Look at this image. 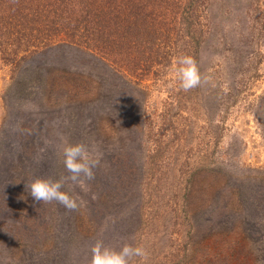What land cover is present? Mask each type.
Segmentation results:
<instances>
[{
    "label": "trees",
    "instance_id": "1",
    "mask_svg": "<svg viewBox=\"0 0 264 264\" xmlns=\"http://www.w3.org/2000/svg\"><path fill=\"white\" fill-rule=\"evenodd\" d=\"M212 2L0 0L3 61L25 67L36 58L44 65L50 54H76L82 65L95 71L85 77L79 74L70 77L63 71L52 75L50 71V78L45 80L47 84H43L48 86L45 91L60 97L61 101L65 97L76 99L77 104L90 101L89 112H103L96 118L99 129L105 120L109 121V117L102 115L104 112H112L108 114L115 120L123 119L127 126L119 143L100 159L94 169V179L87 181L84 193L94 199L86 209L69 211L57 201L45 204L25 195L26 209L21 216L17 213L21 191L14 187L9 197L0 196V264H78L70 244L78 234V226H71L73 221H77L78 216L81 221L89 220L90 226L86 229L96 234L101 217H108L107 210L119 212L136 192L147 194L150 179L156 173L168 178L175 174L180 179L183 176L189 199L193 188H200L201 181L211 175L215 182L222 183L215 208L218 216H233L226 207L232 203L231 193L235 191L239 211L234 218L243 221L242 229L249 221L258 225L257 231L263 237L259 241L262 245L251 244L248 250L242 247L237 254L242 256L243 252L248 264H264V168L231 167L228 158L217 156L230 110L264 80V43L256 38L255 47L251 46L250 31L255 26L260 27V32L264 31V1L244 0V7L236 6L239 11L232 21L224 18L215 21L211 17ZM220 9H224L225 14L231 10L225 3ZM208 40L214 43V55L204 61V46ZM181 55L195 59L202 83L189 91L178 86L179 98L167 103V110L169 106L178 112L171 119L175 122L167 125V133L155 131V124L144 114L149 87L166 73L171 75L169 81L179 84L173 69ZM27 70H24L23 80L30 84L32 75ZM45 70L38 65L34 75L40 74L43 78ZM104 79L111 85L106 86ZM109 100L112 104L107 111ZM247 106L254 112L264 139V89ZM68 116L67 122L71 117ZM38 132L31 119L19 122L13 136L16 140H12L17 141L18 148L6 134L0 139V157L9 147L15 155L23 154L26 158L34 155ZM234 140L241 142L235 133L230 136V142ZM63 160L62 152L55 155L51 163L45 160L44 171L51 172L47 175L53 180L69 175ZM100 175L110 180L102 183L98 179ZM245 179L250 183L247 189L240 186ZM76 188L81 191L71 181H66L63 190L79 197L80 191ZM248 190L250 192L245 194ZM222 192L229 195L222 197ZM184 204L182 201L180 207ZM80 213H84L83 216ZM234 218L229 229L233 227ZM113 220L112 225L117 218ZM146 221L140 216L137 224L140 226ZM55 248L57 252L50 254L49 250ZM90 261L91 258L87 259L85 264Z\"/></svg>",
    "mask_w": 264,
    "mask_h": 264
},
{
    "label": "rangeland",
    "instance_id": "2",
    "mask_svg": "<svg viewBox=\"0 0 264 264\" xmlns=\"http://www.w3.org/2000/svg\"><path fill=\"white\" fill-rule=\"evenodd\" d=\"M212 1L213 15L211 17L215 21L223 18L232 21L239 11L237 7L245 6L244 0ZM223 3L229 7V10L231 9L227 14L222 12L224 9H220ZM250 31L252 33L251 46H254L256 38L264 43L262 39L264 31L260 32L259 26H255ZM213 44L210 40L206 42L204 61L210 60L214 55ZM65 54H50L44 65L40 58H36L29 66L25 64V67H18L3 61L0 49V139L8 134V139L13 138L11 142L18 148L17 141L12 140H16L13 136L19 128V122L22 123L23 120L30 121L31 119L32 124L39 130L36 142L37 152L34 155L27 158L23 154L15 155L13 149L9 147L0 157V196L9 197L14 187L18 192L21 191L22 196L17 198L20 204L17 213L21 216L24 215L26 209V202H23L25 195L31 196L26 185L36 177L53 180L47 175L51 172L44 171L43 165L45 160L51 163L55 155L59 156V152H62V138L73 143L80 142L90 147L94 146L96 153L102 155L101 158L104 159L127 132L123 119L115 120L112 114H108L112 112L102 114L109 117V121L105 120L99 129L96 125V118L103 112H89L90 108L87 106L91 105L90 101L77 104L76 99L69 97L61 101L60 97L52 96L47 90L45 91L48 86H43V84H47L46 81L51 76L50 71L52 75L63 71L70 77L78 74L85 77L88 72L95 71V69L82 65L77 60L76 54L67 55L66 52ZM38 65L47 69L43 78L40 74L34 75V69ZM24 70L32 75L30 84H26L23 80ZM170 78L171 75L166 73L150 85L149 100L145 107L147 112H144L146 118H150L155 124V131L164 130L166 133L167 125L175 122L171 119L178 113L174 112L173 107L168 106L167 110V103H174L175 99L179 98L178 93L180 92L179 84L169 81ZM103 83L106 86L111 85L107 79H104ZM144 84L146 85L147 82ZM263 89L264 80L257 83L251 92L230 110L224 123L225 130L218 147L220 153L217 156L228 158L231 167L237 165L243 170L264 168V139L256 124L254 112H250L247 106ZM111 104L110 100L106 103L107 111L111 109ZM68 115L71 116L69 122H67ZM234 133L241 138L242 143L238 140L230 142V136ZM165 143L167 151V140ZM137 144L138 142L134 143V146L137 147ZM151 148L155 149L153 145ZM176 176L177 174L168 178L154 174L150 179L147 194L136 192V195L131 197L128 204L122 206L119 212L107 210L108 217H101L96 234L86 229L90 226L88 223L90 221L86 219L81 221L78 216L77 221H73L71 225L72 227L78 226L77 239L75 242H70L78 264H85V261L91 258V247L97 240H102L106 246L115 248H119L124 243L144 247L147 253L146 258H133L129 264H245L244 260L248 264L243 252L242 256L237 254L239 249L245 247L248 250L251 244L260 246L262 242L259 241L263 237L257 231L259 230L258 225L249 221L242 229L243 221H238V219L236 221L234 218L235 212L239 211L235 204L237 202L236 192L231 193L232 203L226 207L228 212H233V216H218L215 208L221 196L219 190H221L222 183L215 182V179L209 175L206 180L201 181L200 188H193L191 199H189L188 192H186V180L183 176L181 179L180 176ZM98 179L103 183L109 178L100 175ZM242 181L240 186L247 189L250 183L246 179ZM249 192L250 190L244 193ZM78 193L82 201L78 209H86L89 201L94 197L88 196L87 192L84 193L82 190ZM225 195H229V192H224L222 197ZM182 201L185 204L180 207ZM201 211L203 214L200 213ZM83 214L79 215L83 216ZM140 216L147 221L139 226L137 220ZM113 218H117L114 225H112L115 221ZM233 218L235 222L229 229ZM56 252V248L49 250L52 255Z\"/></svg>",
    "mask_w": 264,
    "mask_h": 264
},
{
    "label": "clouds",
    "instance_id": "3",
    "mask_svg": "<svg viewBox=\"0 0 264 264\" xmlns=\"http://www.w3.org/2000/svg\"><path fill=\"white\" fill-rule=\"evenodd\" d=\"M176 79L184 91L196 88L202 83V77L195 59L190 55H181L174 66ZM63 163L69 173L67 177L52 180L43 177L32 179L27 185L32 198L42 203L57 201L69 211L77 210L82 201L64 191L66 181L78 186L82 191L87 190V181L94 179V169L99 166L101 156L96 153L95 147L84 143H71L62 138ZM146 250L142 246H133L124 243L119 248L106 246L102 240H97L91 247L90 264H129L136 257L145 259Z\"/></svg>",
    "mask_w": 264,
    "mask_h": 264
}]
</instances>
